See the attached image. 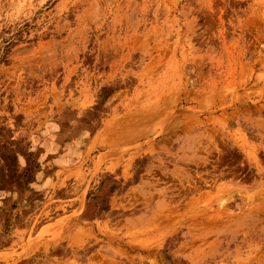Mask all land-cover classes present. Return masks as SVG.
I'll return each mask as SVG.
<instances>
[{
  "label": "rangeland",
  "instance_id": "obj_1",
  "mask_svg": "<svg viewBox=\"0 0 264 264\" xmlns=\"http://www.w3.org/2000/svg\"><path fill=\"white\" fill-rule=\"evenodd\" d=\"M0 264H264V0H0Z\"/></svg>",
  "mask_w": 264,
  "mask_h": 264
}]
</instances>
